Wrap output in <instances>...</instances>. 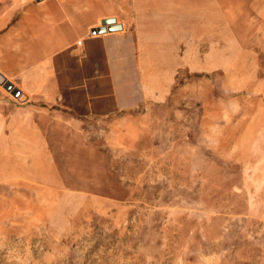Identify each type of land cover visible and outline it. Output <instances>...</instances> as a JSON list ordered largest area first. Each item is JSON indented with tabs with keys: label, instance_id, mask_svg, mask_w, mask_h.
<instances>
[{
	"label": "rangeland",
	"instance_id": "1",
	"mask_svg": "<svg viewBox=\"0 0 264 264\" xmlns=\"http://www.w3.org/2000/svg\"><path fill=\"white\" fill-rule=\"evenodd\" d=\"M263 1L222 0L224 14L259 18ZM200 14L191 15L188 67L146 112L139 139L115 151L97 125L96 145L80 137L73 152H51L73 192L47 225L0 208V264H264V140L248 133L246 92L200 71L198 52L214 34L196 26ZM222 32L225 41L230 29Z\"/></svg>",
	"mask_w": 264,
	"mask_h": 264
},
{
	"label": "crops",
	"instance_id": "2",
	"mask_svg": "<svg viewBox=\"0 0 264 264\" xmlns=\"http://www.w3.org/2000/svg\"><path fill=\"white\" fill-rule=\"evenodd\" d=\"M192 11L204 15L196 26L206 36L214 32L198 52L200 71L246 92L248 133L264 140V1L259 18L241 8L228 18L222 0H0V75L21 99L0 86V208L28 227L47 225L73 192L51 152H73L80 137L96 145L97 125L115 151L140 138L146 112L188 67ZM111 18L123 29L92 34Z\"/></svg>",
	"mask_w": 264,
	"mask_h": 264
},
{
	"label": "water",
	"instance_id": "3",
	"mask_svg": "<svg viewBox=\"0 0 264 264\" xmlns=\"http://www.w3.org/2000/svg\"><path fill=\"white\" fill-rule=\"evenodd\" d=\"M102 26L99 28L92 29V34L93 35H99V34H104L107 32H117L122 30V26L118 25L116 22V19H105L101 22ZM0 86L7 91L13 98L21 101L19 92L17 89H15L11 83L7 82L4 80V78L0 75Z\"/></svg>",
	"mask_w": 264,
	"mask_h": 264
}]
</instances>
